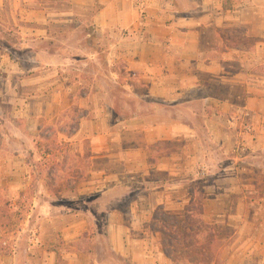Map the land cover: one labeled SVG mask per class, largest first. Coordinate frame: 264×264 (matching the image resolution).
<instances>
[{
  "label": "rangeland",
  "instance_id": "374dc122",
  "mask_svg": "<svg viewBox=\"0 0 264 264\" xmlns=\"http://www.w3.org/2000/svg\"><path fill=\"white\" fill-rule=\"evenodd\" d=\"M18 7H46L51 14L50 49L58 58V67L53 69L54 93L51 89L47 92L46 85H33L31 58L19 46L25 37L21 32L29 34L32 26L20 15L15 16ZM0 11V264H141L144 259L145 264H264V190L221 191L219 196L225 203L206 207L211 192L200 189L192 204L180 210L154 207L151 221L136 225L139 232L143 230L139 235H150V257L139 254L135 260L114 253L109 215L118 209L127 210V204L144 193L132 189L116 197L89 195V188L96 184L91 144L78 147L68 141V135L79 133L83 119L97 120L99 115L111 114V109L116 117L126 119L148 113L152 101L161 102L150 96L140 77L128 71L126 61L112 63V39L106 34L100 39L95 32V9L77 6L72 0H5ZM247 49L249 52L251 48ZM8 50L21 52L16 55L25 61V74L6 69L2 56ZM254 65V61L247 62L246 68L254 70ZM238 69V65L232 66L233 71ZM44 71H39L41 77L50 78L51 73ZM256 75L264 76V63ZM255 81L253 77L251 82ZM48 102L55 103L47 117ZM229 137L233 144L236 136ZM208 147L218 171L226 163L225 148L210 143ZM165 149L174 150L169 146ZM241 162L243 168L260 166L257 170L263 171L241 181L264 185V160L250 161L246 156ZM98 166L114 173L121 170L118 164L111 166L106 161ZM154 177L153 181L159 178ZM142 181L143 176H139L135 184ZM213 182L231 186L233 180L216 176ZM241 200L245 205L239 207ZM228 202L231 205L226 209ZM80 219L86 222L79 241H66L65 228ZM175 222H179V231L172 227ZM51 250L57 255H51Z\"/></svg>",
  "mask_w": 264,
  "mask_h": 264
},
{
  "label": "crops",
  "instance_id": "0c3cea01",
  "mask_svg": "<svg viewBox=\"0 0 264 264\" xmlns=\"http://www.w3.org/2000/svg\"><path fill=\"white\" fill-rule=\"evenodd\" d=\"M72 1L96 10L93 26L100 39L105 34L112 39L108 40L111 56L115 57L112 63L126 61L128 71L140 77L150 96L161 102L158 105L152 101L148 113L133 118L116 117L111 109V114L99 115L97 120L83 119L79 133L68 137L78 147L91 144L96 184L89 188V195L98 199L110 194L116 197L132 189L144 193L127 204V210L110 213L107 221L114 253L135 260L139 254L150 257V235H139L143 230L139 232L136 225L150 222L154 207L180 210L192 204L200 189L211 192L206 207L225 203L219 196L221 191L264 190L257 181H241L244 176L252 178L262 173L257 170L260 166H240L246 156L250 161L264 160V76L256 75L264 63L263 0ZM0 4L3 7L5 0ZM14 14L32 26L29 34L21 32L25 37H21L19 46L31 58L33 85H46L47 92L51 89L54 93L53 69L58 58L50 49L48 30L52 21L48 8L18 7ZM17 53L21 52L8 50L2 56L3 62L7 70L25 74V61ZM251 61L254 70L246 68ZM233 65L239 66L238 71L232 70ZM42 70L51 73L50 78L41 77ZM253 77L256 83L251 82ZM54 103L46 104L47 111ZM230 134L236 136L233 144ZM209 143L225 148L226 163L218 171L212 163L215 158ZM178 145L181 150L176 149ZM165 146L174 150L166 151ZM101 161L118 164L121 170L114 173L100 169L97 165ZM139 176L143 181L137 185ZM154 176L159 178L153 181ZM216 176L231 177L233 182L231 186H218L213 182ZM86 187L84 184L85 191ZM244 202L241 200L238 206ZM230 205L226 203V209ZM139 207L145 209L140 211ZM85 222L80 219L65 228L64 239L79 241ZM50 254L57 255V251L51 250ZM145 263L144 259L141 264Z\"/></svg>",
  "mask_w": 264,
  "mask_h": 264
},
{
  "label": "trees",
  "instance_id": "16d2710c",
  "mask_svg": "<svg viewBox=\"0 0 264 264\" xmlns=\"http://www.w3.org/2000/svg\"><path fill=\"white\" fill-rule=\"evenodd\" d=\"M73 136V134H71V135H68V137L69 138H71ZM7 205V204H6ZM17 217V216H16ZM18 217H20V216H18ZM8 219H9V224L11 223V218L10 217H8ZM175 225H173L172 227L174 228V229H176V230H178L179 231V222H175L174 223Z\"/></svg>",
  "mask_w": 264,
  "mask_h": 264
}]
</instances>
